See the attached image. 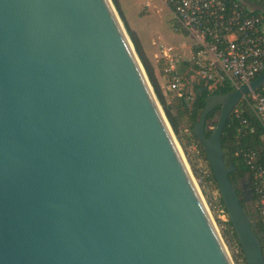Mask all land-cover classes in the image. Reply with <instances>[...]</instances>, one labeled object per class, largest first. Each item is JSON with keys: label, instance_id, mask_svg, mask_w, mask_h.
<instances>
[{"label": "water", "instance_id": "water-1", "mask_svg": "<svg viewBox=\"0 0 264 264\" xmlns=\"http://www.w3.org/2000/svg\"><path fill=\"white\" fill-rule=\"evenodd\" d=\"M263 85L193 128L246 264L263 243L223 134ZM0 264H235L112 0H0Z\"/></svg>", "mask_w": 264, "mask_h": 264}, {"label": "built area", "instance_id": "built-area-1", "mask_svg": "<svg viewBox=\"0 0 264 264\" xmlns=\"http://www.w3.org/2000/svg\"><path fill=\"white\" fill-rule=\"evenodd\" d=\"M164 3L172 11L179 28L195 41L192 66L187 72L190 78L212 81L209 88L223 82L238 88L264 71V21L250 15L237 1L164 0ZM165 82V88L175 97L193 101V82L189 83L186 75L180 74L174 64L166 70ZM245 98L251 101V108L264 127V85ZM234 111L239 114L238 109ZM209 128L213 130L215 127ZM255 161V155L250 154L248 164L255 171L259 210L264 220V170L257 167ZM213 189L214 207L227 225L229 217L219 190L214 186Z\"/></svg>", "mask_w": 264, "mask_h": 264}, {"label": "trees", "instance_id": "trees-1", "mask_svg": "<svg viewBox=\"0 0 264 264\" xmlns=\"http://www.w3.org/2000/svg\"><path fill=\"white\" fill-rule=\"evenodd\" d=\"M239 5L250 15L261 18L264 21V14L259 11H255L242 0H235ZM253 3H257L264 7V1L261 0H248ZM116 10L119 12L120 17L125 22V27L130 36V39L135 47L137 55L143 65V68L148 76L151 86L157 96L159 103L161 104L163 111L171 125L174 134L187 155L191 164L192 171L195 177L199 181V185L204 190V183L200 179L199 171L196 164L193 163L190 158L188 146H195L198 156L205 162L209 173L207 182H212V185L217 188L215 178L209 166L204 149L201 143L197 140L193 133V128L199 121L202 109L205 107V99L209 95L225 94L233 89L228 82L217 84L214 88H209L212 85V81L206 79H199V82H193L192 87L194 91V99L191 102L186 101L185 97L174 98V103H169L166 99L164 88L161 86L153 64L146 55L142 44L137 34L129 27L126 22L124 12L122 11L119 1L112 0ZM178 72L182 74V69L179 68ZM186 77L189 79L190 74L187 73ZM207 88V90L200 92V89ZM167 91V89H166ZM170 92V91H167ZM171 93V92H170ZM173 93V92H172ZM239 110V114L233 111L230 116L223 134V148L225 152V159L227 163H231L236 167V171L230 175L233 186L237 189L240 195L244 189L243 186H247L251 190V201L248 205L249 213L257 221V233L261 236L264 250V220L259 210V192L254 182V170L248 164V156L254 154L257 167L264 170V127L258 117L255 115L251 108V101L245 98L239 106L236 108ZM220 107L215 108L207 116V130L206 135L210 136L212 130L210 126L215 127L219 116ZM244 121H246L244 123ZM218 189V188H217ZM227 228L223 231L222 237L230 243V246L240 251L236 255V260L239 264H246L243 257L241 248L236 239L234 229L230 223L227 224Z\"/></svg>", "mask_w": 264, "mask_h": 264}, {"label": "rangeland", "instance_id": "rangeland-1", "mask_svg": "<svg viewBox=\"0 0 264 264\" xmlns=\"http://www.w3.org/2000/svg\"><path fill=\"white\" fill-rule=\"evenodd\" d=\"M118 1L122 11L124 12L126 22L128 23L129 27L137 34V36H140L138 38L142 44V47L148 58L152 60L153 64H156L154 54L156 52V49L158 48V46L153 44L155 40L156 41L161 40L166 42V44H171L174 45L175 47H179V43H176L177 41H175L176 37L174 36V34L176 33L175 28L177 29L178 32L180 30L176 25L173 15L166 7L164 0H118ZM117 13L119 15L118 11ZM120 19L125 27V22L122 20L121 17ZM179 36L181 37L183 35L179 34ZM186 39H187L188 47H191L195 43V41L192 40L193 38L189 34H186ZM180 69H182V75H186L187 71L189 70V68H183V67H181ZM165 80H166V76L163 77L161 82L165 83ZM192 82L195 83L199 82V78H194V80L192 78H189V83ZM163 90L165 91L164 93L166 95V99L168 100V102L173 104L175 98L174 93L167 92L166 88ZM188 150L190 153V158L192 159L193 163L196 164L197 166L200 179L204 183V190L199 185V181L195 177L192 171L189 159L185 154L183 148L181 147L183 156L185 157V160L189 165V168L199 186V189L201 190V193L203 195V198L205 199V202L207 203L211 216L213 217L222 235L223 231L228 226L219 217V214L216 208L214 207V202H213L214 189L212 184L206 181V178H208L209 176L208 168L205 162L198 156V152L195 146L193 145L188 146ZM224 242L227 245V248L233 258L234 263L239 264L236 260V255H238L237 249L231 247L230 243L227 240H224Z\"/></svg>", "mask_w": 264, "mask_h": 264}, {"label": "crops", "instance_id": "crops-1", "mask_svg": "<svg viewBox=\"0 0 264 264\" xmlns=\"http://www.w3.org/2000/svg\"><path fill=\"white\" fill-rule=\"evenodd\" d=\"M169 11L173 15L172 11L171 10ZM176 25L180 31L178 32L177 29L175 28L176 33L174 34V36L176 37L175 41H177L176 43H179L180 48L175 47L174 45H171V44H166V42L161 41V40H157V41L155 40L153 42V44L158 46L154 54L156 64H153L152 60L150 61L153 64L155 68L156 76L158 80L160 81L161 86L164 89H165L166 82L163 83L161 82V80L163 79L164 76H166V70L170 67V65L174 64L177 70H179V68L181 67L190 68L192 66L193 50H194L195 43L191 47H188L187 39H186V34L188 33H186L181 28H179L177 22H176ZM179 34H182L183 36L180 37Z\"/></svg>", "mask_w": 264, "mask_h": 264}, {"label": "flooded vegetation", "instance_id": "flooded-vegetation-1", "mask_svg": "<svg viewBox=\"0 0 264 264\" xmlns=\"http://www.w3.org/2000/svg\"><path fill=\"white\" fill-rule=\"evenodd\" d=\"M246 187H247V186H245V185L243 186V188H246Z\"/></svg>", "mask_w": 264, "mask_h": 264}]
</instances>
